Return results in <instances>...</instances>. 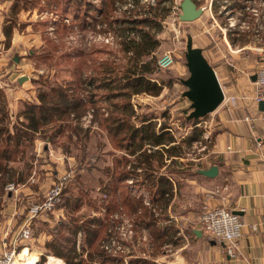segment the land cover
Here are the masks:
<instances>
[{
	"label": "rangeland",
	"instance_id": "rangeland-1",
	"mask_svg": "<svg viewBox=\"0 0 264 264\" xmlns=\"http://www.w3.org/2000/svg\"><path fill=\"white\" fill-rule=\"evenodd\" d=\"M180 1L154 0L149 4L145 0H27L32 12L17 27L29 35L23 45L15 43L6 51V64L0 65L4 115H0V127L13 134L15 123L20 144L16 151L0 153V243L9 241L29 203L42 201L46 192L60 183L54 212L39 213L32 221L29 242L34 247L27 252L37 259L34 264H49L52 256L60 258L62 264H74L80 259L83 263L91 260L92 264H101L98 250L116 258L108 264H127L135 258H141L143 264H158L173 257L174 244L183 242V235L177 221L171 220L165 210L166 199L157 196L151 177H146L134 162L139 151L128 154L130 149L119 146L124 137L121 141L119 137L113 139L100 123L101 112L107 115L112 101L120 102L121 97L103 98L96 103L99 108L85 106L56 114L31 135L21 130L27 121L24 104L39 102L38 92L48 90L50 85L68 88L74 99L80 92L83 101L88 99L94 92L89 83L93 69L89 66L106 57L126 60L120 43L128 24L123 18L129 12L149 10V14L159 9L162 16L157 17L152 29L160 40L156 55L171 50L174 61L152 77L162 85L159 94L132 93L130 102L138 116H152L157 130L160 123L169 126L167 130L181 144L182 155L195 158L206 152L224 103L199 117L206 119L205 126L195 124L198 118L187 117L190 100L182 94L186 86L181 82L188 74L184 56L187 36L191 35L193 45L202 48L211 65L225 67L229 76L248 74L247 64L257 71L264 65V0H194L203 11L190 21L179 19ZM106 32L112 33L113 40L105 42L95 37ZM12 38L9 34L5 41L11 43ZM8 70L13 72L10 77ZM20 72L27 77L18 83L14 76ZM24 82L28 87H23L22 95L13 100ZM67 82L70 84L65 85ZM223 83L227 94L238 91L229 81ZM132 119L139 124L138 117ZM204 130H208V137ZM189 135L192 140L180 141ZM145 147L148 145L142 148ZM118 158L122 167L131 170L121 183V192L127 191L134 200L127 206L120 203L121 195L111 184ZM178 160L182 163L166 162L154 170L156 174L171 170L177 187L173 208L181 209V204L196 208L195 193L185 185L193 167L184 162L192 160ZM11 182L14 188L8 189ZM181 192L185 195L178 198ZM187 236L191 239L193 233Z\"/></svg>",
	"mask_w": 264,
	"mask_h": 264
},
{
	"label": "crops",
	"instance_id": "crops-1",
	"mask_svg": "<svg viewBox=\"0 0 264 264\" xmlns=\"http://www.w3.org/2000/svg\"><path fill=\"white\" fill-rule=\"evenodd\" d=\"M27 6V0H0V65L6 64L3 56L6 51L15 43L23 45L25 36L29 35L18 31L17 27L20 21L25 20L26 16L32 12V8ZM7 31L13 36L11 43L5 41ZM212 66L219 82L222 85L223 81L234 84L237 87L235 90H238L235 94L241 97L238 106L235 107L228 108L224 106L225 102L222 103L223 110L218 112L215 122L219 129H216L212 144L206 152L195 158L180 156V159L192 160L186 165L192 166L193 169L207 168L215 164L218 171L214 176L194 173L185 178V185L187 188L191 187L190 190L195 193L196 208H187L186 204H181V209L172 207L171 204L177 197L175 182H173L172 193L168 195L166 193L162 197L166 199L164 207L169 217L177 221L178 229L183 235V242L174 244L172 258L160 262L264 264V113L257 112V105L250 98L256 89V83L254 84L252 78L253 72L256 71L249 68L247 64L246 67L248 66L247 69L250 70L248 74L234 77V74L229 76L225 67ZM12 74V71H7V76L10 77ZM21 75L22 72L14 77L18 80ZM1 78L0 74V80ZM19 86L17 89L19 91L13 89L14 92L17 91L16 96H12L13 100L22 95L23 87H28L25 82L21 89ZM258 110H260L259 104ZM247 114L254 115V118L251 121L246 120ZM166 162L169 164L170 158H167ZM181 195L178 198L183 197L185 193L181 192ZM186 199L187 197L185 202ZM205 201L211 205L224 204L233 210H238L245 222L243 234L238 240V254L229 255L225 246L226 242L219 240L212 242L211 240L214 239H208L204 233L199 222V215L201 205ZM196 229L201 230L200 235L196 233ZM190 233H193L191 239L187 236ZM28 245L30 250L34 247V243L29 241Z\"/></svg>",
	"mask_w": 264,
	"mask_h": 264
},
{
	"label": "trees",
	"instance_id": "trees-1",
	"mask_svg": "<svg viewBox=\"0 0 264 264\" xmlns=\"http://www.w3.org/2000/svg\"><path fill=\"white\" fill-rule=\"evenodd\" d=\"M146 12H129V15L123 18L128 24L123 29L124 37L121 38V51L124 53L126 60L118 61L114 57L103 58L101 61L93 64V73L89 77V83L93 86L94 96L91 93L88 99L83 101L81 92L76 94L77 99L67 92L68 88L56 85H50L48 90H41L38 92L37 103L24 104V116L27 119L21 130V133L31 135L32 131H38V127L43 122L50 120L52 116L61 115L68 112L69 109H83L85 106H95L99 108L96 103L100 102L103 98L117 99L119 101H112V107L109 108L108 114L102 113L100 116V123L103 129L111 134L113 139L119 137L122 144L121 148L125 147L128 154H136L134 162L139 165L141 170L144 171L146 177H151V186L155 189L157 196L163 197L166 193L171 194L173 188V177L171 170H167V174H156L155 168H161L166 164V159L170 158V163L180 162L181 144L177 142L176 137L170 132L169 126L165 123H160L158 130L155 128L156 122H152V116L140 115L135 112L130 102V95L132 93L146 92L153 95L160 93L162 85L153 79V75L157 74L161 68L157 64L156 48L160 40L152 32L153 27H156L159 15V9ZM131 13V14H130ZM10 31V30H9ZM133 32V35L131 34ZM8 31L6 36H8ZM94 48L93 50H95ZM84 53L89 54L85 51ZM86 54V55H87ZM67 82L65 85H69ZM116 86V87H115ZM101 87L102 92H100ZM105 92V93H104ZM0 88V96H2ZM104 94V97L102 95ZM2 104L0 103V115L4 116L2 111ZM132 116L138 117L139 124L135 123ZM151 118V119H150ZM52 119V118H51ZM14 133H10L7 129L0 127V153L3 151L10 153L16 151L19 142L16 137L18 136L17 125L13 124ZM202 129H200L201 131ZM3 131V132H2ZM199 131V132H200ZM202 132V131H201ZM20 133V134H21ZM22 135V134H21ZM193 136H184L180 141L189 142ZM12 141V142H9ZM146 144L148 147L142 148ZM124 145V146H123ZM117 146V147H119ZM142 148V149H141ZM187 162H184L185 165ZM167 164V165H169ZM114 173L112 174L111 184L115 191L117 190L120 197V203L127 206L131 205L134 200L126 192H121V183L128 179L131 175V170L122 167L120 158L115 159ZM171 173V174H170ZM200 174L197 169H192L190 174ZM118 200V199H117ZM116 200V202H118ZM119 203V202H118ZM97 254L100 256L102 263L108 264L113 262L115 257L110 256L103 250H98ZM83 263V260H78L74 264H92L91 260ZM121 261V259H117ZM141 258L128 260L127 264H143Z\"/></svg>",
	"mask_w": 264,
	"mask_h": 264
},
{
	"label": "built area",
	"instance_id": "built-area-1",
	"mask_svg": "<svg viewBox=\"0 0 264 264\" xmlns=\"http://www.w3.org/2000/svg\"><path fill=\"white\" fill-rule=\"evenodd\" d=\"M180 0H178L179 2ZM182 1V0H181ZM180 1V3H181ZM146 3L154 4V0H145ZM130 5V2H129ZM180 6V5H179ZM203 8V7H202ZM181 11V7H180ZM179 17V13H178ZM180 19V18H179ZM181 20V19H180ZM82 33V32H81ZM116 34V33H115ZM133 35V32L131 33ZM95 37L108 42V40H113V35L111 32L97 34ZM88 43V42H87ZM174 61L173 53L171 50H166L157 57V64L159 68H168ZM257 78L255 80L256 90L252 96L251 100L257 105V112H263L264 110H258V104L261 100H264V65H262L257 71ZM221 84V83H220ZM223 90V101L226 107L231 108L238 106L239 94L229 93L227 94L223 85L221 84ZM254 115L247 114L245 119L251 121ZM199 121L195 123L200 125L203 123L205 126L206 119L198 118ZM208 130H204L203 134L205 137ZM201 142V141H199ZM131 182L132 180L129 179ZM11 182L6 187L8 189L14 188ZM61 192V184H54L45 194L42 201H31L28 205V210L16 229L13 232L8 242H2V250L0 251V264H20L21 259L17 258L19 251L27 247L29 248L28 241L32 238V221L35 217L45 211L54 212L55 204L59 198V193ZM201 212L199 215V222L204 233L208 239L219 240L226 242V250L229 255L238 254V240L243 234V226L245 224L241 215L235 212L233 209L229 208L224 204H214L211 205L206 201L202 203ZM158 264H169L166 261L159 262Z\"/></svg>",
	"mask_w": 264,
	"mask_h": 264
},
{
	"label": "water",
	"instance_id": "water-1",
	"mask_svg": "<svg viewBox=\"0 0 264 264\" xmlns=\"http://www.w3.org/2000/svg\"><path fill=\"white\" fill-rule=\"evenodd\" d=\"M180 7L179 18L184 21L197 18L203 11L194 0H182ZM184 56L188 74L181 79V82L186 86L182 94L190 100L187 117L199 118L216 109L223 101L224 94L213 66L203 54L202 48L193 45L191 35L187 36ZM25 77L27 76H19L18 81L21 82ZM252 78L256 80L257 74L254 73ZM259 107L264 110V100L260 101ZM198 171L207 176H214L218 169L217 165L213 164L207 168H199ZM234 211L238 212V210ZM195 231L198 235L201 234L200 229ZM211 241L215 242V240Z\"/></svg>",
	"mask_w": 264,
	"mask_h": 264
},
{
	"label": "bare ground",
	"instance_id": "bare-ground-1",
	"mask_svg": "<svg viewBox=\"0 0 264 264\" xmlns=\"http://www.w3.org/2000/svg\"><path fill=\"white\" fill-rule=\"evenodd\" d=\"M27 250L30 251L29 248L27 247H24L22 248L21 251H19L18 255H17V258H20L21 259V263L20 264H34L37 262V259H34L32 258L31 256L34 255V254H28ZM31 259V260H29ZM49 261V264H62V260L60 258H57V257H50V259L48 260Z\"/></svg>",
	"mask_w": 264,
	"mask_h": 264
}]
</instances>
